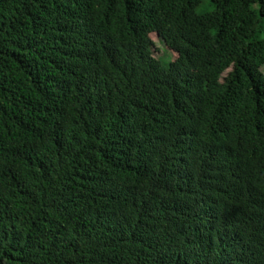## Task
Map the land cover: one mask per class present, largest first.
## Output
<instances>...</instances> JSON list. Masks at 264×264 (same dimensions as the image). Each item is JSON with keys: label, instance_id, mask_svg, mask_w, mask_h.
<instances>
[{"label": "trees", "instance_id": "16d2710c", "mask_svg": "<svg viewBox=\"0 0 264 264\" xmlns=\"http://www.w3.org/2000/svg\"><path fill=\"white\" fill-rule=\"evenodd\" d=\"M0 264H264V0H0Z\"/></svg>", "mask_w": 264, "mask_h": 264}, {"label": "rangeland", "instance_id": "374dc122", "mask_svg": "<svg viewBox=\"0 0 264 264\" xmlns=\"http://www.w3.org/2000/svg\"><path fill=\"white\" fill-rule=\"evenodd\" d=\"M213 8L209 5L208 2L203 4L198 8L199 13H206L212 11ZM153 39L156 41V47L154 49V54L157 59H160L163 64L168 66L172 61L175 60L176 55L170 51L157 36L153 35ZM228 75V74H227Z\"/></svg>", "mask_w": 264, "mask_h": 264}]
</instances>
